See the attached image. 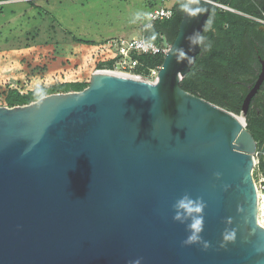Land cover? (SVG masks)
<instances>
[{"label": "water", "instance_id": "95a60500", "mask_svg": "<svg viewBox=\"0 0 264 264\" xmlns=\"http://www.w3.org/2000/svg\"><path fill=\"white\" fill-rule=\"evenodd\" d=\"M216 3L183 13L171 45L192 63L165 54L153 81L98 70L80 92L0 106V264H264L253 93L237 116L181 87ZM184 193L206 204V250L171 218Z\"/></svg>", "mask_w": 264, "mask_h": 264}, {"label": "rangeland", "instance_id": "374dc122", "mask_svg": "<svg viewBox=\"0 0 264 264\" xmlns=\"http://www.w3.org/2000/svg\"><path fill=\"white\" fill-rule=\"evenodd\" d=\"M174 1H0V105L7 87L24 92L57 82H89L97 63L115 54L116 40L141 37L144 20L133 23L134 12L149 13L148 2L169 7ZM253 177L257 182L258 172Z\"/></svg>", "mask_w": 264, "mask_h": 264}, {"label": "trees", "instance_id": "16d2710c", "mask_svg": "<svg viewBox=\"0 0 264 264\" xmlns=\"http://www.w3.org/2000/svg\"><path fill=\"white\" fill-rule=\"evenodd\" d=\"M35 2L36 0H28L31 5H35ZM183 2L185 0L174 1L171 6V18L150 23L152 27H147L144 31L147 40L158 44L161 48H167L173 43L183 16L180 10V4ZM148 3L149 10L161 6L157 3L156 5ZM217 3L242 14H236L217 6L211 8L208 19L213 21L212 28L203 33L210 47H201L194 66L181 81V87L218 107L239 115L245 93L241 92L242 87L238 84L241 79L232 75L240 72L242 67L247 68L253 65L256 42L261 45L259 53L264 58V33L256 30L260 24L249 18L264 21V0H217ZM148 23L149 20L142 21V27ZM73 40L82 44L93 43L76 38ZM163 57L161 53L157 55L133 53L131 58L137 61V66L131 70V73L147 78L151 69L161 66ZM119 59L120 56L113 54L99 61L95 70H113ZM38 86L44 90V96H46L55 93L80 92L88 86V82L77 80L57 82L50 86ZM36 88L37 86L22 92L17 88L7 87L0 106L12 108L35 102L37 101ZM235 89L239 92H233ZM245 128L256 141L259 152V163L257 167L255 166L254 172L257 173L259 170L264 173L262 156L264 153V94L256 98V107L248 111Z\"/></svg>", "mask_w": 264, "mask_h": 264}, {"label": "clouds", "instance_id": "9594fccd", "mask_svg": "<svg viewBox=\"0 0 264 264\" xmlns=\"http://www.w3.org/2000/svg\"><path fill=\"white\" fill-rule=\"evenodd\" d=\"M196 4V0H185V2L180 4V10L185 14L189 19L198 16L201 13V9L199 7L194 6ZM217 4V3H216ZM224 6V5H223ZM226 7V6H225ZM228 8V7H227ZM229 9V8H228ZM226 10V9H225ZM230 11V10H227ZM234 12V11H233ZM239 14V13H238ZM241 14V13H240ZM250 19L259 20L262 23L258 22L262 26H264V21L256 18L249 17ZM256 19V20H255ZM142 20H151V14L144 11H136L133 13L132 22H138ZM213 21L212 19H208L205 21V24L201 30H194L188 37V43L193 48L210 47L209 44L206 43V37L203 33L208 32L212 28ZM148 28H151V24L145 25ZM152 39H155L153 35ZM167 56H171L177 63H192L194 61V57L189 56L187 52L183 48H176L175 44L170 45L168 48L164 50ZM98 71V70H97ZM155 80V79H154ZM153 81V80H150ZM45 92L42 88L37 86L35 91V96L37 100L43 99ZM219 176V174H216ZM206 204L199 197L195 199L191 197L190 194L184 193L179 196L171 205L172 211V220L181 225H184L185 231L187 232L186 238L182 241L183 245H192V244H201L202 249L206 250L209 247V243L203 240L201 233L204 229V209ZM222 239L225 241L233 240L235 238V234L233 230L224 229L221 233ZM130 264H141V259H135L130 262Z\"/></svg>", "mask_w": 264, "mask_h": 264}, {"label": "built area", "instance_id": "2783aa9c", "mask_svg": "<svg viewBox=\"0 0 264 264\" xmlns=\"http://www.w3.org/2000/svg\"><path fill=\"white\" fill-rule=\"evenodd\" d=\"M160 2L168 1V0H159ZM172 6V5H171ZM171 6L165 7L161 5L158 8H154L149 11L151 14V20L148 24L164 19H169L172 16V9ZM215 6L229 10L227 7L217 3ZM257 22H260L263 24V22L256 20ZM147 27L144 26L142 28V34L139 38H133L132 40H116L114 42V45L112 46L115 55L120 56L119 61H117V64L113 70H107V71H113L116 73L121 74H127L136 76L138 78H141L139 75H135L131 73V70L137 66V61L133 60L131 58V54L137 53V54H146V55H157V54H163L165 55L164 50L166 48H161L158 44L147 40L145 29ZM170 46V45H169ZM168 48V47H167ZM160 69V66H158L155 69L150 70L149 77L145 78L146 80H154L157 77L158 71ZM262 156L264 158V153H262ZM254 162L255 166L257 167L259 163V152L256 151L254 155ZM258 172V180L255 181L256 184V190L258 195V221L259 223L264 227V211L261 208V205L264 203V173L263 171H257Z\"/></svg>", "mask_w": 264, "mask_h": 264}, {"label": "flooded vegetation", "instance_id": "af4514ba", "mask_svg": "<svg viewBox=\"0 0 264 264\" xmlns=\"http://www.w3.org/2000/svg\"><path fill=\"white\" fill-rule=\"evenodd\" d=\"M236 12H238V11H236ZM238 13H240V12H238ZM256 30H258V31L260 30L264 33V26H262L260 24L259 26H257ZM260 46L261 45L258 42H256L255 55H254L255 61H254L253 65H251V67H247V68L242 67L240 72L235 73L237 75V77L241 79V81L238 82V84L242 87L241 92L245 93V96L248 93H250L251 91L253 93V96H252L250 103H249L248 111L249 110L251 111L253 108L256 107V98H260L261 95L264 94V75H263V79H261L258 83V80L261 76V73H264V58H262L261 54L259 53ZM226 75L228 76V74H226ZM256 84H258L257 88H256Z\"/></svg>", "mask_w": 264, "mask_h": 264}, {"label": "bare ground", "instance_id": "6f19581e", "mask_svg": "<svg viewBox=\"0 0 264 264\" xmlns=\"http://www.w3.org/2000/svg\"><path fill=\"white\" fill-rule=\"evenodd\" d=\"M261 208L263 209V211H264V203L261 205Z\"/></svg>", "mask_w": 264, "mask_h": 264}]
</instances>
